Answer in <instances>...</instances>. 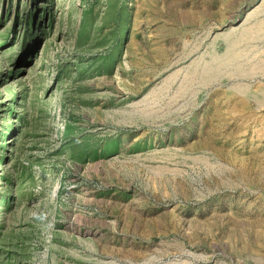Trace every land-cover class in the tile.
I'll return each instance as SVG.
<instances>
[{
	"label": "rangeland",
	"instance_id": "1",
	"mask_svg": "<svg viewBox=\"0 0 264 264\" xmlns=\"http://www.w3.org/2000/svg\"><path fill=\"white\" fill-rule=\"evenodd\" d=\"M0 264H264V0H0Z\"/></svg>",
	"mask_w": 264,
	"mask_h": 264
}]
</instances>
